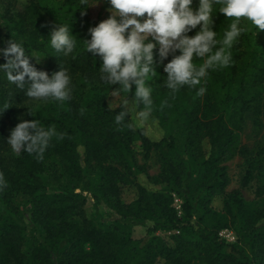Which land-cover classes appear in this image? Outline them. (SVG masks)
Instances as JSON below:
<instances>
[{
  "label": "trees",
  "instance_id": "obj_1",
  "mask_svg": "<svg viewBox=\"0 0 264 264\" xmlns=\"http://www.w3.org/2000/svg\"><path fill=\"white\" fill-rule=\"evenodd\" d=\"M77 4L78 0L58 4L54 0H0V48L13 39L23 42L27 54L44 53L47 67L30 57L33 66L48 74L59 66L66 68L72 89L71 98L63 103L32 101L0 73V109L9 106L0 112V172L7 181V187L0 191V264L264 262V204L250 210L238 190L227 193L228 174L221 165L233 153L247 117L258 130L264 128V45L250 41L254 30L242 34L233 45L231 66L209 73L202 82L206 88L202 96L197 95L201 85L195 89L185 86L175 93L167 89L162 65L148 81L153 90L152 107L159 111L156 118L163 131L173 116L186 120L189 147L184 153L170 135L152 139L140 129L118 128L114 123L120 109L106 103L112 88L99 78L100 59L86 53L80 41L90 39L88 29L98 22L88 17V7L82 14ZM195 4L193 0V7ZM57 22L71 23V31L79 39L69 56L54 53L49 47L47 36ZM230 22L217 12L212 27L222 35ZM2 63L5 60L0 55ZM194 63L199 66L202 60L194 59ZM27 108L36 115H28ZM20 118L40 119L41 126L55 127L65 137L60 141L53 138L42 160L26 152L15 154L5 138ZM134 136L139 138L145 156L152 149L158 152L161 166L155 176L137 161ZM255 147L254 156L263 159L264 132ZM110 156L114 162L104 165ZM52 158L74 181L73 186L63 189L46 178V172H50L49 178L55 176L48 162ZM97 164L102 167L99 184L84 176ZM142 175L162 186L141 184L138 179ZM78 185L95 196L116 198V221L130 228L125 238L94 222L90 199L75 191ZM125 186L136 188L135 198L128 203L121 200ZM172 193L182 199V217L172 206ZM16 194L27 199L24 209L15 205ZM216 198L222 199V211L212 204ZM209 220L212 224L206 223ZM25 221L39 225L44 233L42 241L28 251L23 250ZM221 227L233 229L236 241L221 239ZM158 230L178 233L165 239L155 234Z\"/></svg>",
  "mask_w": 264,
  "mask_h": 264
},
{
  "label": "clouds",
  "instance_id": "obj_2",
  "mask_svg": "<svg viewBox=\"0 0 264 264\" xmlns=\"http://www.w3.org/2000/svg\"><path fill=\"white\" fill-rule=\"evenodd\" d=\"M98 2L78 0L77 7L84 14V8ZM104 2L110 15L88 29L90 39L80 41L86 53L99 57V78L111 86L112 96L123 94L114 123L118 128L140 129L152 139L163 134L162 129L150 126L153 90L148 81L157 75V67L163 66L164 86L171 92L201 85L197 95L202 96L206 91L202 82L209 73L231 66V49L239 37L248 31L256 34L264 30V0H196L195 7L193 0ZM217 12L231 21L222 35L212 27ZM193 30L194 35H188ZM47 38L50 49L63 56L73 54L79 40L71 31V23L62 22L52 26ZM0 55L5 60L0 64V73L30 100L63 103L71 98V77L66 68L59 66L51 75L37 70L30 62V57H37L27 54L23 42L13 39L0 48ZM194 59L202 63L197 66ZM28 115L36 114L28 109ZM64 137L65 133L55 127L41 126L40 119L20 118L5 140L13 152H26L42 160L53 138L60 141ZM6 187L0 172V191Z\"/></svg>",
  "mask_w": 264,
  "mask_h": 264
},
{
  "label": "rangeland",
  "instance_id": "obj_3",
  "mask_svg": "<svg viewBox=\"0 0 264 264\" xmlns=\"http://www.w3.org/2000/svg\"><path fill=\"white\" fill-rule=\"evenodd\" d=\"M54 1L56 4H58L62 3L64 0ZM94 2L95 0H89V3ZM107 8L108 5L104 2V0H99L97 4L88 6V17L99 23L110 15V13L106 10ZM243 23L247 22H242V24ZM250 41L253 44H259L260 46H263L264 30H260L256 34L255 31L252 32L250 36ZM32 55H35L37 57H32L34 62L44 67H47V57L44 53L33 52ZM51 73L52 72H50L49 75H51ZM122 96L123 94H121L120 96L113 97L112 91H110L106 98V103L108 107L112 109L118 108ZM158 114L159 111L156 109V107H152V119L150 121V126L156 129H162L161 126L158 124L156 118ZM186 125L188 124L184 118L173 116L171 117L167 131H163V134L161 135L172 136L175 140L177 149L184 153L185 149L189 147L187 144V138L189 134L187 133ZM263 132L264 128L258 130V127L253 125L252 118L247 117L244 128L239 132L238 137L236 138L233 153L226 160L221 162V165L225 166L228 174V185L226 186L225 191L228 193L233 190H238L250 210L260 208L264 204V197L262 196V188H264V158L258 159L256 156H254L256 152L255 145L258 144V141L261 138V134ZM133 145L137 161L140 164H145L148 173L151 176H155L160 171L161 166L160 156L158 152L152 149L149 152L148 156H145V150L142 148L141 142L137 136H134ZM48 162L53 165V168L55 170L54 178H49L48 175L50 174V172H46V178L48 180L51 179L54 185H59L63 189L70 188L74 185V181L71 180L65 172H63L61 164H59L53 158ZM113 162L114 159L112 158V156H110V158H108L104 162V165L112 164ZM101 172L102 167L97 164L94 168L87 169L84 173V176L90 179V181L99 184L101 183ZM138 181L141 184L143 183L146 186L152 188H155V186L157 188H160L162 186L161 184H153L144 175H142V177H140ZM75 191L83 192V194L87 195L90 199L91 204L89 210H91L93 220L98 226L102 228L115 229L119 237H126V235L130 231V228H126L124 224L116 221L118 220L119 216L115 208L116 198L114 196H95L96 193H92L90 190L83 191L82 185H78L75 188ZM135 194L136 188L134 186H125L121 191V200L124 203L131 202L135 198ZM172 197V206L175 209L177 216L182 217V199L180 196L174 193H172ZM13 201L15 205L18 206L20 209H24L25 206H27L28 204L27 199L20 194H16L13 198ZM212 204L217 210H221L223 206L221 198H216L215 200H213ZM75 222L79 223V221L77 220H75ZM206 223L212 224L211 220L207 221ZM25 226V242L23 244V250L28 251L42 241L44 233L43 230L39 227V225L35 223L25 221ZM141 233L142 235H145L146 227H143ZM176 233H178V230H158L155 232V234L164 237L165 239L169 235ZM218 236L229 243H233L236 241L235 232L231 228H219ZM253 264H264V262L260 259H254Z\"/></svg>",
  "mask_w": 264,
  "mask_h": 264
}]
</instances>
